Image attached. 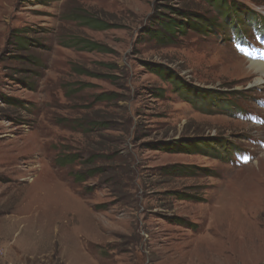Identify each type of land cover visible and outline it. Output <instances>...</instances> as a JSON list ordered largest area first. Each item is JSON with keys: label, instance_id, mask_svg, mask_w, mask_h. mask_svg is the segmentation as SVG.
<instances>
[{"label": "rangeland", "instance_id": "374dc122", "mask_svg": "<svg viewBox=\"0 0 264 264\" xmlns=\"http://www.w3.org/2000/svg\"><path fill=\"white\" fill-rule=\"evenodd\" d=\"M231 1L264 19V0ZM185 11L216 16L204 0H0V264H264V126L166 79L264 117V84L223 37L253 23L154 37ZM211 138L228 150L160 148Z\"/></svg>", "mask_w": 264, "mask_h": 264}, {"label": "trees", "instance_id": "16d2710c", "mask_svg": "<svg viewBox=\"0 0 264 264\" xmlns=\"http://www.w3.org/2000/svg\"><path fill=\"white\" fill-rule=\"evenodd\" d=\"M206 4L212 8L213 11L216 12L215 18H212L209 20L204 16L203 14H198L190 11L185 12H176L175 15L178 16L179 19L169 18L165 14H161L157 25H159L160 30H156L157 36H154L158 41L168 42L172 43L176 40L178 37L177 34H186L190 31H199L203 35H208L209 32L213 33L215 37L219 34V31L222 30L223 25L227 24V21L231 18V16L238 17L243 16L245 14L244 10L245 8L241 6V4L234 2H230L228 4L227 0H204ZM84 21H87L89 23V26L93 27L96 30H106L109 28L108 26H103L100 24H94L96 20L94 19H83ZM220 21V23H218ZM93 23V24H92ZM213 31V32H212ZM18 39V38H17ZM20 40V39H19ZM72 43V44H71ZM66 44L67 47H73L74 43L71 42ZM23 46V45H22ZM75 47V46H74ZM88 48V47H85ZM168 79L167 81H172L175 89L179 92H182L184 95L192 96L195 98V100H199L202 102V105L207 107L209 111H212L211 108H216L219 112L222 114L230 112L233 113L234 111L239 109V106L234 105L232 103L231 97H227V95H220L217 93H207V94H200L199 91L191 90L190 88H183L182 84L180 83L178 78L172 77L171 79ZM191 94V95H189ZM238 95V94H234ZM197 105V104H196ZM211 106V108H209ZM232 108L234 110H232ZM204 113H209L204 112ZM228 142L221 139L211 138V139H205L199 144H196V140L193 142L185 145H181L178 149L177 144L173 143H164L160 144L161 149L172 151V152H179L183 151L182 149L190 150V149H199L198 152H193L194 154H203V153H217L218 150H228L227 144ZM60 161L63 165L68 166L70 162L74 161L72 160V157L68 156H62ZM191 169L190 167H185L181 165H174L167 169L166 173H169L173 176H178L182 174H186L184 170ZM190 173H193L192 170H189ZM77 175H74V178L77 179ZM90 177H87L83 179L81 176L79 179L80 182L84 183L86 179ZM180 199V198H179ZM102 208L103 206H99ZM98 207V208H99ZM183 222V221H182Z\"/></svg>", "mask_w": 264, "mask_h": 264}, {"label": "bare ground", "instance_id": "6f19581e", "mask_svg": "<svg viewBox=\"0 0 264 264\" xmlns=\"http://www.w3.org/2000/svg\"><path fill=\"white\" fill-rule=\"evenodd\" d=\"M242 62L244 64V67H241V69H244L246 64L249 65V73L250 75H255V83L257 86H261L264 84V63L259 62H253V61H245L242 59ZM251 165L247 166L250 167ZM246 168V167H245Z\"/></svg>", "mask_w": 264, "mask_h": 264}]
</instances>
